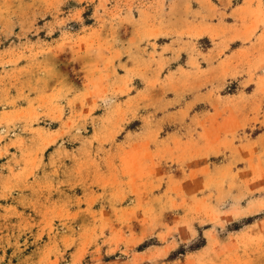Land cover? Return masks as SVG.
Segmentation results:
<instances>
[{
  "label": "rangeland",
  "instance_id": "1",
  "mask_svg": "<svg viewBox=\"0 0 264 264\" xmlns=\"http://www.w3.org/2000/svg\"><path fill=\"white\" fill-rule=\"evenodd\" d=\"M0 264H264V0H0Z\"/></svg>",
  "mask_w": 264,
  "mask_h": 264
}]
</instances>
